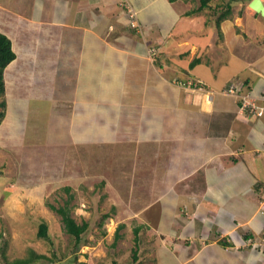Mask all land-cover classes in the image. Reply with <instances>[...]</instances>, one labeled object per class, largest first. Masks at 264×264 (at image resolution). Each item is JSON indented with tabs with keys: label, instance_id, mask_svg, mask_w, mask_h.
I'll list each match as a JSON object with an SVG mask.
<instances>
[{
	"label": "crops",
	"instance_id": "1",
	"mask_svg": "<svg viewBox=\"0 0 264 264\" xmlns=\"http://www.w3.org/2000/svg\"><path fill=\"white\" fill-rule=\"evenodd\" d=\"M261 1L264 5V0ZM176 2L0 0V11L6 12V22L1 27L7 26L5 35L11 40L16 55L5 68L4 76L12 72L14 61L26 63L28 59L36 63L40 60L38 71L42 79L46 75L52 84L61 72L75 75L71 95L76 99L74 94L82 89L89 91L100 72V84L95 85L108 92L97 99L100 103L112 102L116 93L123 106L152 107L157 118H144L138 128H143L150 138L149 164L164 167V178L154 177L149 185L167 186L168 194L160 200L162 207L172 213L167 212L164 217L172 218L174 225H178L174 227L172 223L167 231L161 222L157 224L156 230L164 231L165 235L161 241L170 243L171 253L164 261L264 264V215L260 216L257 211L259 193L253 187L259 180L264 181V113L260 117L248 116L241 110L237 94L228 92L229 89L247 91L256 99L264 97V40L259 39L264 37V17L247 6L243 14L232 11L220 23L218 31L211 22L213 27L209 26V30L213 32L208 38L207 33H202L210 20L200 26L195 24L197 33L193 35L200 40L190 41L187 34L196 22L191 20L193 14L188 15L192 9H185L187 4L179 8ZM16 5L29 8L13 7ZM125 5L137 11L142 31L128 25ZM240 5L233 4L232 10L239 9ZM23 10H28L25 15L17 12ZM180 19L185 24L176 31V22ZM231 31L235 33L227 38ZM12 33L20 39V46L11 38ZM212 45L221 53L216 51L215 55ZM195 60L198 63L191 67ZM189 80H200L202 84L192 83L194 86L189 87L186 84ZM67 82L63 81V85L70 90ZM42 96L38 99L30 93L24 99L51 103L53 96ZM257 104L261 105V101ZM50 107L53 110L56 106ZM52 120L58 128L68 126L65 119L58 121L54 117L50 124ZM55 136L63 137L59 131ZM93 136L88 134L91 140ZM89 140L87 143H92ZM138 147L130 145L131 150L136 151ZM189 183L194 190L201 191L200 206L195 205V193ZM189 201L193 203L192 211L185 209ZM208 215L213 219L207 221ZM200 220L203 226L208 224L205 231L211 230L208 238L203 235ZM248 232L253 237L245 239ZM232 234L248 246H235L230 241ZM225 240L228 246L220 244Z\"/></svg>",
	"mask_w": 264,
	"mask_h": 264
},
{
	"label": "rangeland",
	"instance_id": "2",
	"mask_svg": "<svg viewBox=\"0 0 264 264\" xmlns=\"http://www.w3.org/2000/svg\"><path fill=\"white\" fill-rule=\"evenodd\" d=\"M177 1V6L182 9L184 4H187L185 9H195L199 5L198 0ZM228 1L232 5L241 4L239 9L232 10L236 15L240 12L243 14L249 3V0H210L209 4L211 8L217 9ZM13 7L29 8L19 5ZM131 9L136 17L137 11ZM27 11L17 12L25 15ZM0 12L3 15L2 20L0 14V32L6 34L7 26L1 27L6 22V12ZM34 13L33 10L32 15ZM208 13L205 10L191 16V20L196 22L187 34L190 41L200 40V37L193 35L197 33L194 26L210 20ZM126 19H131L128 12ZM183 20L176 22L174 30L184 27ZM209 26L213 27L212 23H208L206 31L202 33H207V38L213 32ZM232 32L235 33L231 31L228 37L224 34L230 38ZM14 35L12 33L11 38L20 46V39ZM259 39L262 42L264 37L260 36ZM212 49L215 55L216 51L221 53L215 45H212ZM32 63L35 62L28 59L26 63L14 61L12 72L4 76L5 90L0 96V102H5L4 109H0V112L4 111L0 122V264H17L20 261H25L20 264H128L132 262L135 249L138 250V262L135 264H162L171 250L170 243L161 241L165 235L162 233L164 231L156 230L157 224L161 222L166 230L172 223L174 227L178 225H174L175 220L172 218L164 217L167 212L172 213L162 207L160 200L168 194L165 191L167 186L159 184L154 188L149 185L150 179L154 177L164 178V167L157 168L149 164L150 138L143 128H138L140 121L149 117L156 119L157 113L152 111V107L143 109L140 106H123L116 93L113 94L112 102L100 103L97 99L104 94L108 95L106 90L95 85L100 84V72L99 75L94 74L95 84H92L91 91L78 90L74 94L75 99L71 95L76 82L75 75L61 72L55 76L58 78L55 85L56 82L52 84L46 75L42 79L38 71L40 60ZM94 75L91 76V82ZM190 80L186 83L190 84L189 87H192V83L202 84L200 80ZM63 81H68L71 91L63 85ZM34 82L37 85L33 86ZM228 92L237 94V98L248 93ZM30 93L38 99H42L43 94L53 98L50 99L51 103H39L35 98L24 99ZM49 104L56 107L52 110ZM54 117L58 121L65 119L64 123H68V126L58 128L53 120L50 124V119ZM58 131L63 135L62 139L55 136ZM89 133L94 134L93 140L88 138ZM136 136L139 141L137 143ZM88 139L92 143L88 144ZM130 145H136V148L141 145L143 149L139 146L136 151L131 150ZM189 186L193 189L191 183ZM193 193L195 205L200 206L203 203L201 191L196 189ZM67 201L70 216L75 222L79 225L86 222L88 226L79 246L66 234L61 217L50 207H63ZM193 208L192 202L185 203L186 211H192ZM105 215L109 217L104 219ZM212 219L213 216H207V221ZM196 220L198 222L199 218ZM41 223L47 226V239L38 237ZM119 226L122 228L118 229ZM201 227L205 232H202L203 235L208 238L211 235V230L205 231L208 224L203 226L202 223ZM137 228L138 234H134ZM135 237L138 240L137 246ZM230 241L235 246L243 244L233 234ZM247 246L244 243L241 247ZM174 262L169 259L165 264Z\"/></svg>",
	"mask_w": 264,
	"mask_h": 264
},
{
	"label": "trees",
	"instance_id": "3",
	"mask_svg": "<svg viewBox=\"0 0 264 264\" xmlns=\"http://www.w3.org/2000/svg\"><path fill=\"white\" fill-rule=\"evenodd\" d=\"M171 2L173 0H170ZM199 5L195 8L192 9L191 11L188 12V15L190 14H196V13H200L203 11H207L209 12V16H210V23L212 22L214 27L216 29L220 28V23L226 19H228L232 13V8L233 5L228 1L226 2L223 6L218 7L217 9L211 8L210 6V0H198ZM126 6V5H125ZM125 6H123L124 11H126ZM220 9V10H219ZM130 26V25H129ZM135 31H137L135 28H131ZM16 55L14 53V51L12 50V43L11 40L2 32H0V96H2L4 94V71L5 68L15 59ZM198 63L197 60H195L193 62V64H191V67ZM239 106H241V101L239 100L238 102ZM5 107V102L1 101L0 102V109H4ZM4 117V111L0 112V122ZM254 190L256 192L259 193V202L262 201L263 197H264V181L263 180H259V182H256L254 185ZM66 191L68 192V189H66ZM71 198V197H70ZM51 209L55 210V212L61 217V221L63 224V228L64 231L66 232V234H68L71 238L74 239L75 241V245L79 246L81 245V240H82V235L84 234V232L87 230V223L83 222L80 225L77 224L75 222V220L70 216V208H69V203L68 201L64 204L63 207H59V208H54L53 206H50ZM260 216H263L262 214L259 213ZM104 219H107V217H109L108 215L103 216ZM122 228V226H119L118 229ZM118 229L116 230V232H118ZM138 228L135 229L134 234H138ZM116 235V234H115ZM38 237L39 238H43V239H47L48 235H47V226L45 223H41L39 225L38 228ZM116 237H118L116 235ZM250 237H253L252 234L250 232H248L247 234L244 235L245 239H248ZM263 238H264V230H263ZM135 245L137 246L138 240L135 237L134 239ZM226 245L228 246L229 243H227V240L222 241L221 245ZM137 249L133 250L132 253V262L128 263V264H135L136 262H138V254H137ZM25 261H20L17 262V264L20 263H24Z\"/></svg>",
	"mask_w": 264,
	"mask_h": 264
},
{
	"label": "built area",
	"instance_id": "4",
	"mask_svg": "<svg viewBox=\"0 0 264 264\" xmlns=\"http://www.w3.org/2000/svg\"><path fill=\"white\" fill-rule=\"evenodd\" d=\"M126 13L128 12V15H131V19H133V22L130 19L131 26H135L138 30H140V26L136 22L135 12H132L133 7L126 5L125 6ZM232 91V90H229ZM241 101V110L246 111L249 115H255V116H261L264 113V97L260 99H256L253 96L246 94L244 97H239ZM261 101V105H258L257 102ZM258 212L262 215H264V197L262 201L259 202V210Z\"/></svg>",
	"mask_w": 264,
	"mask_h": 264
},
{
	"label": "water",
	"instance_id": "5",
	"mask_svg": "<svg viewBox=\"0 0 264 264\" xmlns=\"http://www.w3.org/2000/svg\"><path fill=\"white\" fill-rule=\"evenodd\" d=\"M248 7L255 13L264 17V5L261 0H251Z\"/></svg>",
	"mask_w": 264,
	"mask_h": 264
},
{
	"label": "clouds",
	"instance_id": "6",
	"mask_svg": "<svg viewBox=\"0 0 264 264\" xmlns=\"http://www.w3.org/2000/svg\"><path fill=\"white\" fill-rule=\"evenodd\" d=\"M132 7V6H131ZM125 13H126V11H125ZM129 22V24H130V21H128ZM136 22H137V16H136ZM138 23V22H137ZM139 26H140V24H138ZM130 27H132L131 26V24H130ZM133 28V27H132ZM136 29V28H135ZM137 31H141L142 30V28H141V26H140V30H138V29H136ZM247 94H249V93H247ZM247 113V112H246ZM247 115L248 116H255V115H249L248 113H247ZM262 116V115H261ZM257 117H259V116H257ZM258 207H259V204H258ZM258 211V210H257ZM259 213V212H258Z\"/></svg>",
	"mask_w": 264,
	"mask_h": 264
}]
</instances>
